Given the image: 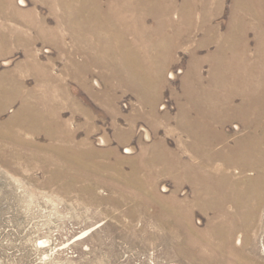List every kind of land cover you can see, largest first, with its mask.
Here are the masks:
<instances>
[{"label":"rangeland","instance_id":"obj_1","mask_svg":"<svg viewBox=\"0 0 264 264\" xmlns=\"http://www.w3.org/2000/svg\"><path fill=\"white\" fill-rule=\"evenodd\" d=\"M16 4L26 12L38 13L39 17L48 16L49 27H62L66 33L64 45L72 52L66 54L54 43L43 39H36L32 44V51L57 78L51 88L46 89L23 63L29 58L26 48L17 46L14 41H10L8 46L7 42L0 41V83L12 88L23 80L24 89L36 90L37 97L42 92L57 94L60 117L72 133L75 131L74 142L77 140L75 143L83 150H88L90 145L99 150L118 149L119 156L126 160L119 169L134 175V168H138V174H135L138 181L134 183L142 188L126 186L118 169L114 168H105L97 173V178L104 179L100 184L94 181L72 184L67 181L60 176L65 169L57 168L53 163L56 155L52 148L59 145V140L51 139L43 130L27 129L19 123V118L12 121L23 102L16 100L10 103L0 115V129L4 130L0 135V264H210L203 256L193 258L178 250L169 229L159 219L167 217L176 200L191 199L192 183L189 180L178 183L177 175L181 174L183 168L161 173L159 166H154L153 170L142 166L141 157L150 158V150L161 149L165 154L169 152L167 158L175 164L177 159L180 160V155L183 160H190L191 137L185 131L190 128H183L190 121L179 115L186 107L190 110L195 58L201 60L204 76L211 77L214 64L212 54L217 44L212 42L207 48L194 52L205 37V28L186 36L184 45L177 49L176 42L169 41L171 48L168 58L161 65L164 68L161 86L148 93L151 98L157 94L155 109L160 115L154 117L150 114L154 106L142 102L137 89L119 83L112 59L110 65L105 62L101 64L98 60L92 66L89 85L81 83L79 76L72 71L79 70L80 65H77L83 66V61L95 53L88 54L85 50L77 49L75 36L50 14L47 5L35 3L34 0H16ZM234 7L235 0H225L221 12L214 16L212 24L218 26L220 32L227 31ZM180 12V9H176L173 14L177 21L176 29H179ZM197 14L199 18L201 11ZM249 20L253 21L252 18ZM155 23L151 19L150 24ZM18 27L27 28L25 22L5 18L0 11V29L10 31ZM34 30L29 28L28 36H33ZM130 35L129 39L132 38ZM249 36H254L252 40H256L255 31L251 30ZM148 42L143 46H147L145 44ZM113 57L117 59L118 55L114 54ZM97 79L99 85L95 83ZM65 89L72 93L83 112L80 107L76 110L74 105H66ZM96 94L104 97L110 95L109 100L115 98L118 115L113 116L109 106L95 98ZM41 105L39 108L43 107ZM235 124L226 125L230 141L239 135L235 132ZM9 127L17 131L16 137L6 131ZM131 127L133 130H129ZM128 135L131 136L129 140L119 138L126 139ZM127 148L131 152L126 151ZM109 154H97L96 160L113 163L116 157ZM78 168L70 166L69 172L75 174ZM91 176L94 177V173ZM88 187H93L95 192L88 190ZM154 193V198H150L149 195ZM223 219V216L215 215V211L194 210V224L204 233L211 222L217 223ZM259 219L263 223L261 231L254 228L245 232L240 229L226 245L236 251L246 250L249 258L247 264H264V209ZM223 235L212 237V241L203 239V243L206 240L209 244L214 242L204 247H219Z\"/></svg>","mask_w":264,"mask_h":264},{"label":"bare ground","instance_id":"obj_2","mask_svg":"<svg viewBox=\"0 0 264 264\" xmlns=\"http://www.w3.org/2000/svg\"><path fill=\"white\" fill-rule=\"evenodd\" d=\"M34 1L50 7V14L57 17L60 25L75 36L77 49L85 50L88 54L95 53L82 62L83 66L77 65H80L79 70L72 71L79 76L81 83L89 85L92 66L98 60L110 65L112 59L117 68L115 73L119 83L137 89L141 101L154 106L153 112H150L154 117L160 115L155 109L157 94L151 98L148 93L161 86L164 70L161 65L168 58L171 48L169 41L176 42L177 49L184 45L186 36L205 28V37L200 40L194 52L207 48L212 42L217 44V49L212 54L213 73L206 78L201 60L195 58L197 61L192 70L190 110L186 107L179 115L190 121L183 127L190 128L185 130L191 137L190 160L187 162L180 155V160L177 159L175 164L167 158L169 152L165 154L161 149H152V156L141 157V163L152 170L154 166H159L161 173L183 168L181 174L177 175L178 183L182 184L186 180L192 183L191 199L176 200L174 207L167 212L168 218L159 217L161 224L169 229L175 239L178 250L193 258L203 256L212 264H247L249 258L246 250L236 251L226 245L240 229L245 232L254 228L258 231L263 229L259 217L264 209V0H235L231 23L229 22L230 25L224 32H220V28L212 24V20L221 12L225 0ZM176 9L181 11L178 17L179 29L175 28L177 21L173 17ZM199 10L201 15L198 18ZM0 11L5 18L25 22L27 26L26 29L18 27L10 31L0 29V41L7 42V46L10 41H14L17 46L26 48L29 58L23 63L27 71L37 77L44 88H51L57 78L40 61L35 51H32V44L36 39H43L54 43L60 51L71 54L72 50L64 45L66 33L60 26L49 27L48 16L39 17L36 12L22 10L16 0H0ZM151 19L156 22L154 25L150 24ZM29 28L36 29L33 36H28ZM251 30L256 32L255 41L252 40L254 36H249ZM128 34L132 35L131 39ZM146 41L150 43L144 47ZM141 45L143 47L139 48ZM114 54L118 55L117 59L113 57ZM1 83L0 115L7 105L21 100V109L12 121L19 118V123L27 129L43 130L51 139L59 140V145H54L52 149L56 155L53 158L54 165L65 169L60 176L72 184L81 181L100 184L104 179L97 178V173L105 168H114L118 169L126 186L141 190L142 187L134 183L138 168H134V175L123 173L124 170L119 169L126 160L119 156L118 149L99 150L90 145L88 150H83L75 143L77 140L74 142L75 131L72 133L60 117L57 94L42 92L37 97L36 90L24 89L23 80L12 88ZM95 83L99 85L100 81L97 79ZM63 95L66 105H74V109L80 107L69 90L65 89ZM108 97L96 94L95 98L106 103L110 113L117 116L119 110L115 104L116 99L113 97L114 99L109 100ZM40 105L43 107L39 108ZM84 112L89 113L87 110ZM232 122H236L235 132L239 133L234 141H230V132L226 128ZM132 128L129 130H133ZM6 131L13 137L18 134L10 127ZM1 133L4 130L0 129V135ZM129 135L132 136L130 133ZM129 135L126 139L119 138L129 140ZM126 151L131 152V149L127 148ZM101 153H110L116 159L113 163L97 161L96 156ZM70 166L79 167L77 173L71 174ZM92 173L94 177L91 176ZM87 189L95 192L93 187ZM154 195L155 193L149 197L154 198ZM195 208L208 213L215 211V215L223 216L224 219L217 223L211 222L204 233L194 224ZM221 234L225 236L223 235L219 247H204L213 245L214 242L209 244L206 240L203 243V239L212 241V237Z\"/></svg>","mask_w":264,"mask_h":264}]
</instances>
